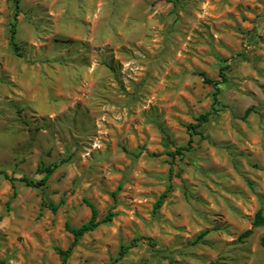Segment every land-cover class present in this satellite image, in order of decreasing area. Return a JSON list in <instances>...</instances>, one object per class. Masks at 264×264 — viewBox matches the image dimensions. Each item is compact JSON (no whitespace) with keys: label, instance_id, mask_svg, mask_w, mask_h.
<instances>
[{"label":"rangeland","instance_id":"374dc122","mask_svg":"<svg viewBox=\"0 0 264 264\" xmlns=\"http://www.w3.org/2000/svg\"><path fill=\"white\" fill-rule=\"evenodd\" d=\"M0 0V264H264V0ZM226 81L215 87L201 72ZM219 109L186 144L188 125ZM116 191L114 197L112 193ZM59 204L56 212L44 200ZM250 230L248 234L245 232ZM148 237L155 242L151 247ZM134 242L119 257L122 244Z\"/></svg>","mask_w":264,"mask_h":264},{"label":"trees","instance_id":"16d2710c","mask_svg":"<svg viewBox=\"0 0 264 264\" xmlns=\"http://www.w3.org/2000/svg\"><path fill=\"white\" fill-rule=\"evenodd\" d=\"M14 5H15V15H14V20L11 22L10 26V36H9V41L12 46V49L14 53L17 56H23V53L21 51V46L19 42L16 39V32H17V16L19 12H21V5H20V0H13ZM224 68L222 67L219 75L221 79H212L209 76L206 75L205 72H201L203 79L205 82L211 83L215 87V92H214V101L218 102V97L217 94L221 91V87L219 86V83L221 81H226L227 80V75L224 72ZM219 111L218 108L215 107V105L212 106V108L202 114H200L197 117V121L195 123H190L188 125V130L190 132V138L186 144L179 145L175 150H170L168 151V154L171 156L170 159V171H169V183L166 189L159 195L157 200L155 201L154 204V210L158 211L164 201L170 196L172 190H173V176L175 174V165H176V157L179 154H183L185 151H189L192 146H193V140H194V135H203L201 131V127L206 124L215 114H217ZM58 166L57 162L53 163H46V164H40L38 167V172L41 173L40 178H34L30 177L27 175H22L20 177H14L8 173V171L4 168L0 167V175H3L5 178L10 180L12 186L16 185L17 181L23 182L25 185L28 186H33L37 188H43L47 184V180L51 176V174L55 171L56 167ZM112 195L115 197L116 196V191L112 193ZM85 202L90 206L91 208V217L84 223H82L80 226L75 227L72 226L68 221L66 222V228L73 234V242L69 245L68 248L62 249V248H57V252L61 255L62 258V263L61 264H67L68 263V258L73 250V247L75 244L80 240V238L88 231L94 230L100 223L102 222H108L111 221L113 216L115 215L114 211H109L106 216L102 219H98L97 217V208L95 204L89 200L85 199ZM44 204L49 207L52 211L56 212L59 204H56L52 201L44 200ZM254 224L255 225H263L264 224V214L262 210H258L255 218H254ZM250 230H247L245 233L248 234ZM148 242L151 245V247H155V242L152 240V238L148 237ZM261 244L264 246V235L261 237ZM134 242H130L129 244H122L120 251H119V257L122 258L128 250L134 246ZM3 260H0V263H2Z\"/></svg>","mask_w":264,"mask_h":264}]
</instances>
